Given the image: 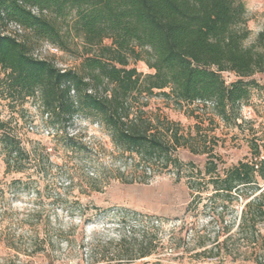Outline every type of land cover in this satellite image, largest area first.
<instances>
[{
	"label": "trees",
	"instance_id": "1",
	"mask_svg": "<svg viewBox=\"0 0 264 264\" xmlns=\"http://www.w3.org/2000/svg\"><path fill=\"white\" fill-rule=\"evenodd\" d=\"M247 22L244 0H0V98H38L61 130L79 114H95L147 175L186 178L194 194L212 186V197L223 203L245 199L237 235L257 245L254 261L264 264V155L257 140L250 142L252 159L221 172V158L208 149L199 123L194 134L185 132L181 123L147 109L150 98L161 96L195 118L211 109L235 124L259 85L251 77L264 73V29L247 46ZM75 38L83 41L79 68L61 69L32 51L38 40L68 50ZM132 60L154 72H140ZM225 71L238 78L228 84ZM180 149L205 155L204 171L181 159ZM0 156L6 173L23 172L33 161L12 121L1 118ZM7 246L21 253L13 240Z\"/></svg>",
	"mask_w": 264,
	"mask_h": 264
},
{
	"label": "rangeland",
	"instance_id": "2",
	"mask_svg": "<svg viewBox=\"0 0 264 264\" xmlns=\"http://www.w3.org/2000/svg\"><path fill=\"white\" fill-rule=\"evenodd\" d=\"M244 2L248 46L264 29V0ZM82 42L75 38L68 50L47 40L31 45L35 56L74 69L82 60ZM130 66L144 74L154 72L144 61L132 60ZM222 75L228 84L238 78L229 71ZM251 78L259 85L252 87L235 124L211 109L203 119L195 118L186 107L161 96L150 98L147 109L149 115L181 123L185 132L194 134L199 123L208 149L221 158L223 172L252 159L254 139L264 155V73ZM0 118L12 121L33 158L25 171L6 173L0 156V264H257V245L237 235L245 199L223 203L212 197V186L194 194L186 178L177 182L169 172L147 175L92 113L75 116L61 130L43 113L38 98L17 103L0 98ZM179 156L204 171L205 155L180 149ZM11 240L21 253L7 246ZM145 250L151 253L140 257ZM132 254L137 258L130 259Z\"/></svg>",
	"mask_w": 264,
	"mask_h": 264
},
{
	"label": "built area",
	"instance_id": "3",
	"mask_svg": "<svg viewBox=\"0 0 264 264\" xmlns=\"http://www.w3.org/2000/svg\"><path fill=\"white\" fill-rule=\"evenodd\" d=\"M56 50H57V49H56ZM68 264H83V263H82V262H79V263H78V262H71V261H70ZM87 264H92V263H87Z\"/></svg>",
	"mask_w": 264,
	"mask_h": 264
}]
</instances>
